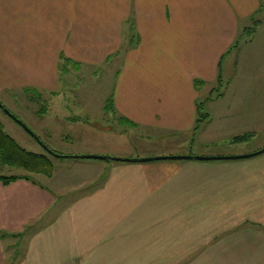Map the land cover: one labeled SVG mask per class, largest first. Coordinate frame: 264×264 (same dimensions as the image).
<instances>
[{
    "label": "crops",
    "instance_id": "crops-1",
    "mask_svg": "<svg viewBox=\"0 0 264 264\" xmlns=\"http://www.w3.org/2000/svg\"><path fill=\"white\" fill-rule=\"evenodd\" d=\"M263 6L264 0H0V92L55 90L66 64L101 67L122 56L109 99L120 121L140 138L195 134L198 104L213 102L216 91L223 99L222 87L232 82L222 63L219 85L222 57ZM257 19L254 35L264 11ZM194 160L114 167L103 187L80 196L66 185H45L41 175L0 182V232L21 234L0 239V264L14 249L15 264H264V207L251 215L244 202L264 190V179L254 188L250 180L264 171L262 160ZM77 170L84 175L73 177L82 183L103 167Z\"/></svg>",
    "mask_w": 264,
    "mask_h": 264
},
{
    "label": "rangeland",
    "instance_id": "rangeland-1",
    "mask_svg": "<svg viewBox=\"0 0 264 264\" xmlns=\"http://www.w3.org/2000/svg\"><path fill=\"white\" fill-rule=\"evenodd\" d=\"M244 26L249 28L253 23L246 22ZM122 59V56L113 57L101 67L66 64V70L59 75L58 89L38 88L37 95L32 92L27 94L22 88L6 90L0 92V102L41 141L64 156L96 155L122 159L244 156L264 148V80H261L264 78V22L247 43L239 50L232 51L223 61V76L232 79V82L228 84L226 80V85L219 91L226 93L223 99L219 98L218 91L214 92V101L206 104L202 110V113L210 114V119H214L208 132L204 134L205 123L195 134L150 132V136H156L153 139L140 138L141 132L130 131L126 123L120 121L119 115L113 112L111 101H108L113 93V82L121 75L122 69L119 71V68ZM0 120L5 132L22 148L37 154L46 153L39 143L1 109ZM166 148L188 152L189 155H156V152ZM258 159L262 160L260 166H264V154L249 159L201 163H239ZM50 160L54 165L53 183L49 182L50 176L31 174L21 168L4 165H0V176L21 174L36 178L41 175L42 177L37 178L45 185L53 188H58L56 183L61 187L66 185L75 188L76 195L80 196L85 191L94 192L103 187L111 172H114V167L139 165L112 160L61 159L53 156H50ZM89 163L99 164L103 170L93 180L77 183L75 177L84 175L83 171L77 170V166ZM67 176L72 181L68 180ZM263 179L264 171L250 175L252 188L262 183ZM244 199L246 207H250V213L253 215L256 209L262 210L264 207V190H261L259 195L252 192L250 197ZM205 203L206 201H203L202 204ZM209 208L207 205L204 211H210ZM262 211L261 214L264 213V210ZM8 245L9 243L6 247ZM14 245L18 246V243ZM5 254L6 264H15L11 255L18 256L19 253L14 249L13 252L5 251Z\"/></svg>",
    "mask_w": 264,
    "mask_h": 264
},
{
    "label": "trees",
    "instance_id": "trees-1",
    "mask_svg": "<svg viewBox=\"0 0 264 264\" xmlns=\"http://www.w3.org/2000/svg\"><path fill=\"white\" fill-rule=\"evenodd\" d=\"M262 11H264V6L261 7L260 10L255 15L252 16L251 22L253 23V26L249 28L246 27L243 29L242 33L236 40L235 44L232 46L230 51L226 53V55H229L232 51L236 50L242 41H244L245 39L251 38L254 35L257 27L261 23L260 19H257V15ZM224 58H225V55L224 57H222V60L220 61V75H219L220 87L222 86V81H221V78H222L221 67L222 66L221 64L223 63ZM24 92L27 94H30L31 92L36 93V95L38 94L36 90L34 89H26ZM108 101H111V100H108ZM205 104L206 103H199L197 107L198 117L196 121V127L194 130L196 133L201 129V126L204 123H206L207 120L205 119H208L209 117V114L202 113V110L205 108L204 107ZM52 151L60 155H63L62 153H59L55 150H52ZM50 156L52 155L48 154L47 152L45 154H37V153H33V152L27 151L26 149L22 148L20 145L17 144V142L10 135H8L5 132L4 125L0 120V162L2 164L8 165L11 167L21 168L24 171L31 173V174H44V175L51 177L53 170H54V165L52 161L50 160ZM20 179L30 180L31 178L29 176H1L0 182H2L4 185H9L12 182H15ZM20 235L21 234L11 235L5 232H0V239H5L7 237H18Z\"/></svg>",
    "mask_w": 264,
    "mask_h": 264
},
{
    "label": "water",
    "instance_id": "water-1",
    "mask_svg": "<svg viewBox=\"0 0 264 264\" xmlns=\"http://www.w3.org/2000/svg\"><path fill=\"white\" fill-rule=\"evenodd\" d=\"M0 109L12 120H14L17 124H19L37 143H39L45 151L52 155L55 158H73V159H81V160H112L114 162H124V163H148L153 161H164V160H192L195 159L197 161H221V160H241V159H249L261 154H264V148L261 150L244 155V156H218V157H192V156H167V157H157V158H145V159H122V158H109L105 156H96V155H81V156H64L52 151L40 138L32 132L20 119H18L14 114L11 113L1 102Z\"/></svg>",
    "mask_w": 264,
    "mask_h": 264
}]
</instances>
